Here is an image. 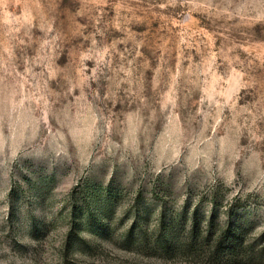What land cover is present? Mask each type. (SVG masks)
<instances>
[{
    "label": "rangeland",
    "instance_id": "rangeland-1",
    "mask_svg": "<svg viewBox=\"0 0 264 264\" xmlns=\"http://www.w3.org/2000/svg\"><path fill=\"white\" fill-rule=\"evenodd\" d=\"M194 220L264 264V0H0V264H217Z\"/></svg>",
    "mask_w": 264,
    "mask_h": 264
},
{
    "label": "trees",
    "instance_id": "trees-1",
    "mask_svg": "<svg viewBox=\"0 0 264 264\" xmlns=\"http://www.w3.org/2000/svg\"><path fill=\"white\" fill-rule=\"evenodd\" d=\"M87 215V209L77 208L76 205H74L71 214L72 222L66 237V251L64 257L67 258L71 255L72 234L75 226L78 224L77 221ZM196 227L197 222L194 220L188 231V237L179 242L178 247L183 248L182 250L197 252V248H202L204 245H207L203 254L206 255L209 260L215 261L217 264L237 263L244 259L249 262L253 259V248L249 242H244V230L240 224L234 221H226L216 228L215 231H210V227L205 231H200V229L196 231Z\"/></svg>",
    "mask_w": 264,
    "mask_h": 264
}]
</instances>
